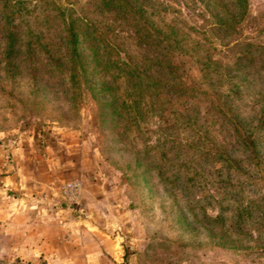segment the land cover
<instances>
[{"label": "rangeland", "instance_id": "rangeland-1", "mask_svg": "<svg viewBox=\"0 0 264 264\" xmlns=\"http://www.w3.org/2000/svg\"><path fill=\"white\" fill-rule=\"evenodd\" d=\"M121 1L0 0V262L264 264V0Z\"/></svg>", "mask_w": 264, "mask_h": 264}, {"label": "trees", "instance_id": "trees-1", "mask_svg": "<svg viewBox=\"0 0 264 264\" xmlns=\"http://www.w3.org/2000/svg\"><path fill=\"white\" fill-rule=\"evenodd\" d=\"M110 4L122 10H124L123 8L127 7V5L121 0H110ZM66 30L67 35L65 40V46L67 56L65 59L70 80L72 81V84H75L76 80H84V86L89 91L91 96L95 99V101L98 103V107L100 108V114L105 115V112L101 111V109L104 108L107 104L104 103L105 101L101 100L100 96L110 91L111 88L105 85L104 83L96 85L92 82V80H94V77H98L100 74L104 75L105 73H108L110 71V67L116 68L118 67V65H116L117 63L115 64V61L111 60V58H109L108 56L104 57L96 49L85 50L83 45L87 40H85L84 36H82L77 30H75L73 22L71 20L68 23ZM14 45L15 36L11 32L8 35V48L10 49L11 47H14ZM130 68V70L136 75L142 73V71L137 70L135 66H132ZM221 218V214H218L214 217L213 220L215 221ZM228 230L230 231L228 232ZM232 232L233 230L231 231L230 227L226 228L224 231L225 235L223 234L221 238L223 239L224 236H230L229 233L232 234ZM222 245L233 248L236 246L229 239V237L224 239V243ZM0 264L3 263L0 262Z\"/></svg>", "mask_w": 264, "mask_h": 264}, {"label": "built area", "instance_id": "built-area-1", "mask_svg": "<svg viewBox=\"0 0 264 264\" xmlns=\"http://www.w3.org/2000/svg\"><path fill=\"white\" fill-rule=\"evenodd\" d=\"M80 187L79 181H68L62 186V195L68 202L74 203L77 201Z\"/></svg>", "mask_w": 264, "mask_h": 264}]
</instances>
